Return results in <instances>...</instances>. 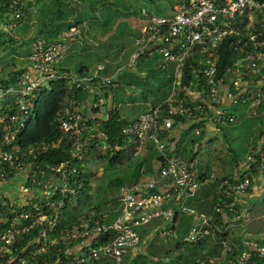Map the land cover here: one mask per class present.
I'll return each instance as SVG.
<instances>
[{
  "label": "built area",
  "instance_id": "built-area-1",
  "mask_svg": "<svg viewBox=\"0 0 264 264\" xmlns=\"http://www.w3.org/2000/svg\"><path fill=\"white\" fill-rule=\"evenodd\" d=\"M21 3L10 1L12 27L21 17ZM141 13L144 19L124 67L131 68L142 56L160 54L162 69L167 63L175 65V79L164 101H146L147 110L121 125L120 131L152 145L158 170L147 179L119 188L118 212L110 220L101 213L96 218L90 213L80 223L60 227L66 202L80 182L76 162L84 159L90 146L102 152L120 149L107 142L96 118L90 122L92 118L84 114L85 100L80 95L91 97L90 109L102 118L117 73L105 74L103 63L82 73H66L56 67L66 55L67 41L78 35L76 26L60 30L51 41L34 40L28 65L15 73L6 89H0V98L10 95L15 109L0 114V264H34L50 250L65 254L67 264H123V258L139 244L137 227L156 218L171 221L177 207L192 219L182 242L209 238L218 247L216 254H205L190 264H264V236L247 229L252 219L239 202L257 177L264 178V135L246 153L239 172L217 183V200L209 213L184 207L185 200L199 188L195 163L181 160L167 144L175 115L196 124L195 135L235 122V106L246 107L250 116L264 122V0H170L168 15L144 9ZM227 36L235 38L232 44L238 54L219 75L216 47ZM188 60L194 61L191 73L200 72L203 85L195 100L187 90L198 82L189 80L183 96L177 90ZM52 79H65L71 91L59 112V129L61 138L73 139L66 148L68 158L42 166L33 160L39 153L57 148L61 139L24 148L14 141L33 116L37 92ZM226 98L232 108L225 107ZM164 131L167 134L162 136ZM17 178L14 190L4 192L3 186ZM165 228L160 226L159 231L167 235L170 230ZM110 231L115 236L106 241Z\"/></svg>",
  "mask_w": 264,
  "mask_h": 264
},
{
  "label": "rangeland",
  "instance_id": "rangeland-1",
  "mask_svg": "<svg viewBox=\"0 0 264 264\" xmlns=\"http://www.w3.org/2000/svg\"><path fill=\"white\" fill-rule=\"evenodd\" d=\"M109 3L108 6L103 7L100 2L93 3L95 7L93 11L88 7L89 4L80 3V0H22L26 10L24 18L16 22L14 27L3 26V23H0L2 26L0 29L9 31L14 36V41H10L8 36H0V80L5 81L9 77L13 79L18 69L28 65L27 55L34 40L52 35L60 28H67L66 24L69 23L80 24L77 26L79 33L73 38L75 48L73 51L66 49V55L62 62L56 65L57 68L75 73L83 66L92 69L102 59L111 62L118 56L120 61L117 66H123L130 52L132 39L144 18L142 9L155 14L168 15L170 0H110ZM67 12L69 18L65 19ZM71 16L80 17L84 22L76 21V17ZM71 40H69L70 43L73 41ZM103 43L107 44L109 51L103 49L104 52L101 53L99 47ZM156 55L146 61L143 59L149 56L139 58L131 67L134 70L122 67V73L118 76L115 88L116 105L121 118L129 119L138 113L145 112L146 101L163 97L167 94L166 90L170 91L174 79L169 77L166 67L173 66V63H167L164 70L161 68V55ZM24 64L26 65L23 66ZM142 73L145 75L143 76ZM130 77L135 79L133 83L127 81ZM125 89H128V92H125ZM236 110V112L241 110L238 119L232 124L217 129L216 136L210 141L200 137L191 144L190 139L186 140V151L179 158L189 162L190 157H194L197 176L205 172L212 178V173L218 176L228 173L231 169L232 157L238 159L241 168L246 153L258 141V134L264 131V122L250 116L244 109ZM190 132L193 136L195 135L194 129ZM138 148V153L134 154L135 150L131 153V160L124 157L122 162L114 164L113 168L108 166L105 159L98 158V154H102L98 151L91 154L84 162V170L89 174L90 186L84 201L89 204V207L100 205V213L105 218H113L118 211L119 187L115 185V181L125 179V185L131 183L133 164L138 158L148 156L152 169L156 170L158 167L154 151L139 142L134 149ZM150 174L146 173L147 176L144 174L140 179H147L152 175ZM202 192L203 185L200 188V193ZM84 201L80 204L74 202L70 207H79L84 204ZM184 207L189 208L187 203ZM248 212L252 220L255 217L254 221H250L255 226L250 227L248 223L247 229L250 232H259V236H263L260 235L261 232L264 233L263 197H258ZM189 217L190 215L183 211L175 222L161 221L160 223L159 221L156 225L158 219H155L137 227L140 240L135 252H141L144 264H188L206 254V249L199 248L197 243L182 242L186 234L182 228L183 223L187 222ZM169 224H172L174 228L171 229ZM159 225L165 226V230L169 228L170 232L167 235L162 234L156 229ZM132 253L134 251L126 255L129 256V260L132 258Z\"/></svg>",
  "mask_w": 264,
  "mask_h": 264
},
{
  "label": "trees",
  "instance_id": "trees-1",
  "mask_svg": "<svg viewBox=\"0 0 264 264\" xmlns=\"http://www.w3.org/2000/svg\"><path fill=\"white\" fill-rule=\"evenodd\" d=\"M10 1L11 0H0V20H3V19L5 20V21H0V22H2L3 25H7V27L12 22L11 19L9 18V12L11 10ZM109 1L110 0H80V3L89 4L88 7H90V9L92 8V10L94 11L95 7L93 3L100 2L101 7H103L104 5L108 6L110 4ZM25 14H26V10L24 6L22 5L21 17L17 19L16 22L22 20ZM67 17H68V12H67V16L65 19H67ZM71 17H76V16H71ZM76 21H82V23L84 22V20H82L80 17L79 18L76 17ZM66 25H67L66 26L67 28H69L70 26H76V27L80 26V24L78 23H74V24L69 23ZM67 28H60V30L67 29ZM60 30L55 31L52 35L42 36L40 37V39L44 41H51L56 38ZM136 34H137V31L135 35ZM0 36H8L10 41H14V36L11 34V32L9 33V31L0 29ZM234 39H235L234 37L227 36L216 47L217 60L215 61V66L217 68V72L219 75L223 74L226 68L231 66L234 63V59L238 54L233 49L232 41ZM194 65H195L194 61L188 60L184 63L181 69V75L179 78V83L177 85V90L180 96H183L184 93L186 92L185 87L188 86L189 80H194L198 82L197 86L191 87L190 89L194 90L195 88L196 90H200L201 88H203V85H200V79H201L200 72H198L197 74L191 73V67ZM88 70H89L88 67L83 66L78 70V73L88 72ZM62 72L70 73V71L68 70H63ZM11 78L12 77H9L8 80H5V81L0 80V87L3 89H6L13 82V79ZM170 78L175 79V76L174 75L173 77L170 76ZM172 87L170 91L166 90L167 94H165L163 97L152 100V102L154 104H157L159 102L164 101L168 97L167 95L171 93ZM70 94H71V91L68 88V85L65 79L49 80L37 92V95L34 100L33 116L25 123V126L23 127V129H21V131H19V133L16 135L14 143L20 146L21 148H24V147H29L31 145H35L36 143L40 141L52 142L58 139H61V141H60V145L57 148H50L44 152L39 153L37 158L33 160L35 163H39L40 165L44 166L46 164L59 163L63 161L64 159L68 158L67 150H63L62 148L65 139L61 138L60 136L61 133L59 129V125H60L59 112L61 111L65 103L66 97L69 96ZM81 94L83 93H80V95ZM238 108H240V106L233 107L234 113L236 114L237 119L239 117V111L236 112L237 111L236 109ZM14 110L15 109L13 108V99L10 95L0 98V114L11 113ZM173 118H174L173 126L178 123L185 122L184 116L175 115L173 116ZM97 120H99V124H100L99 128L103 130L104 132H106L107 142L112 147L115 144H117L120 147V149L115 150V151L112 150V151L102 152L96 149H92L93 147L90 146L88 151L84 154V159L82 161L76 162L78 164V168L80 171V182L78 185H76L77 192L71 195L70 200L66 202V208L64 209L63 218L60 224V227H63V228H67L73 223H80L82 222V220L87 219L91 211H94L93 213L95 215L94 218H96L98 213H100L101 211L100 205L96 204V206L89 207V204L85 203L84 201V199L87 198V193H88V190L90 189L89 180H88L89 174H87L84 170V162L90 157V155L94 154V152H97V151L102 153V154H98V158L105 159L107 161L108 166H112L113 168L114 164L121 163L124 157L127 160H131V153H133V151L135 150L134 147L137 143L136 139L133 138L134 139L133 142H130L129 139H132V138H129L128 136L123 135L120 131L121 125L125 124L128 121L125 118L120 117L119 112L116 107H107V113L104 115V118L97 119ZM195 125L196 124L190 125V127L187 130L188 131L192 130L193 127H195ZM220 128H223V127H220ZM204 132L205 131H201L198 135H194L193 139H190V143L194 144L197 141V138H200L203 136ZM166 134H167L166 131L162 132V136H165ZM262 134L264 135V131L260 132L257 137L260 138ZM0 141H1V125H0ZM147 143L149 144L148 146L149 149L155 152L152 145L149 142ZM185 151H186V147L182 149L181 153L183 154ZM154 154H155L154 156H156V159L158 160L157 154L156 153ZM193 159L194 157H190L189 162L192 161ZM230 160L232 161V163L238 162L237 161L238 159L235 157H232ZM156 170H158V168ZM156 170L152 169L150 165V159L148 156L138 158V160L133 164V171L131 173L133 175L132 181L128 185L141 181L140 178L144 174L145 176H147L146 173L154 174ZM231 177L232 176H230L229 172L223 173L221 176H218V175L212 176V178L208 176L205 172L200 173V175H198V178H197V181L199 182V188H198L199 190L195 193L194 196L187 198L184 202V205L187 203V205L190 208H193L197 212H200V213L212 212L214 203L217 200V193H216L217 183L221 179L231 178ZM115 185L119 188L122 186H128V185H125V179L116 180ZM202 185H203V192L200 193V188L202 187ZM82 201H84L83 205L79 207L77 206L70 207L72 203L77 202L78 204H80ZM177 208H175L174 215L171 219L172 222H175L178 219L179 214L183 212ZM110 219L111 218H106V220H110ZM156 219H158V221L156 222V225L159 224V221L160 223L161 221H164L161 218H156ZM191 221L192 219L190 216L189 220L183 223L184 227L182 228L184 229V233L188 232ZM169 226L171 229L174 228L172 224H169ZM159 227L160 225L156 227L158 231H159ZM114 236H115V233L113 231L108 232L106 241L112 240ZM20 242L22 243L24 241L21 240ZM211 242H212L211 239L204 238V239H201L200 242H198L197 244L199 248L206 249V254L214 255L218 252V247L214 246ZM177 246H179V243H177ZM58 257H59V260L57 261L56 264H67L68 262L67 256H65V254L63 253L57 252V250H50V251H47L45 254L40 255L37 259V262L34 264H54V262L56 261V258ZM142 257L143 255L141 254V252L134 251V253H132V258L130 260H129V256H126L124 258L123 264H144ZM193 261L189 262L188 264L192 263ZM13 264H16V263H13ZM85 264H89V263H85Z\"/></svg>",
  "mask_w": 264,
  "mask_h": 264
},
{
  "label": "crops",
  "instance_id": "crops-1",
  "mask_svg": "<svg viewBox=\"0 0 264 264\" xmlns=\"http://www.w3.org/2000/svg\"><path fill=\"white\" fill-rule=\"evenodd\" d=\"M150 1H152V0H150ZM145 10V9H144ZM144 17V16H143ZM69 18V17H68ZM144 19V18H143ZM143 19H142V21H141V23L139 24V26L142 24V22H143ZM0 21H5L4 19L3 20H0ZM1 23V22H0ZM4 26V25H3ZM138 26V27H139ZM1 28H2V26H0ZM73 40V39H72ZM71 40V41H72ZM69 42V43H68ZM100 44H102V43H100ZM71 45V46H70ZM75 43H74V40L72 41V43H70V41L68 40L67 41V48H69V49H72V51H73V49L75 48ZM99 47V46H98ZM102 47V48H101ZM30 48H31V46H30ZM30 48H29V51H30ZM103 49L104 50H107V51H109V48L107 47V44L106 43H103V45H101L100 47H99V51L101 52V53H103L104 51H103ZM132 49H133V39H132V44H131V48H130V52L132 51ZM29 51H28V53H29ZM130 52H129V54H130ZM129 54H128V56H126V62H124V64H123V66H117L118 65V63H119V61H120V56H118L117 57V59L116 60H114V61H111V62H108L107 60H104V59H102L100 62H98L97 64H96V66L98 65V64H101V63H103L104 65H105V68H104V73L105 74H108V75H115L116 73H117V80H118V76L122 73V67H124L125 66V64L127 63V61H128V57H129ZM154 55H156V54H154ZM154 55H151V56H149L148 58H145V59H143V60H145L146 61V59H149V58H152ZM157 56V55H156ZM119 58V59H118ZM122 58L124 59V57H123V55H122ZM160 63V62H159ZM172 64V63H171ZM26 64H24L23 66H25ZM22 66V67H23ZM95 66V67H96ZM94 67V68H95ZM116 67V68H115ZM94 68H92V69H90L89 68V70L88 71H91V70H94ZM166 69H168V73H169V77L170 76H172L173 77V75H174V70H175V66H174V64H173V66L172 65H168L167 67H166ZM62 70H67V69H62ZM131 70H134L133 68H131ZM165 70V69H164ZM68 71H70V70H68ZM70 73H73V72H71L70 71ZM75 73H78V72H75ZM143 74V76L145 75L144 73H142ZM117 80H116V83H115V85L109 90V93H108V95H107V97H106V100H107V106L108 107H116L117 108V105H116V86H117ZM129 83H133L134 81H135V79L133 78V77H130V78H128V80H127ZM173 81V80H172ZM129 86H131V85H129ZM132 87V86H131ZM125 92H128V89H125L124 90ZM187 92H188V96L192 99V100H195L198 96H199V92H200V90H196L195 88H194V90L193 89H189V90H187ZM169 95V94H168ZM167 95V96H168ZM81 96H82V98L85 100V104H84V107H83V110H84V114H86L87 116H89L90 118H92V120H91V122H93V119L94 118H96V119H94L95 121L97 120V118L98 119H101V116H96L95 115V113H93V111L90 109V102H91V97H87V94L86 93H83V94H81ZM198 99H200V97L198 98ZM225 107L226 108H232V107H230L229 105H227V102H228V99L226 98L225 99ZM145 104H146V102H145ZM146 107H147V105H146ZM239 110L240 109H244V111L246 110L247 111V108L246 107H243V108H238ZM117 110H118V108H117ZM146 110H147V108H146ZM145 110V111H146ZM241 111V110H240ZM239 111V112H240ZM119 112V111H118ZM141 113H143V112H141ZM141 113H138V114H136L134 117H132V118H129V119H126L127 121H129V120H132V119H134V118H136L139 114H141ZM247 113H248V111H247ZM249 114V113H248ZM241 114L239 113V116H240ZM244 115V114H243ZM102 118H104V116L102 117ZM98 122H99V120H97ZM262 123H263V121H261ZM190 122H184V123H178V124H176V125H174L171 129H170V131H169V136H168V140H167V144H168V146L169 147H171L172 149H173V151L176 153V155H179V156H181L182 155V149L184 148V147H186L185 146V144H186V140L187 139H193V135L191 134V132L190 131H188L187 129L189 128V126H190ZM217 129H208L207 131H205L204 133H203V136H202V138H204V140H207V141H210V139L212 138V137H215L216 136V133H217ZM190 135V136H189ZM188 136H189V138H188ZM133 140L134 139H129V141L130 142H133ZM137 142H139V143H144L146 146H149V144L146 142V141H139V140H136ZM254 146V145H253ZM252 146V147H253ZM139 148L138 149H135V151H134V154H136V153H138L139 151ZM155 158H156V156H155ZM194 160V159H193ZM239 162V161H238ZM238 162H233L231 165H230V168L231 169H229V173H230V176H233L235 173H238L239 172V170H240V165H239V163ZM216 174L215 173H212V176H215ZM19 183V179L17 178V179H14L13 181H10V182H8L6 185H4L3 186V191L4 192H11L12 190H14V187L15 186H17V184ZM263 188H264V178H262V177H257L255 180H254V182H253V184H252V188L249 190V192H247V193H245L244 195H241L240 196V199H239V202H240V205H241V207L244 209V210H248V211H250V208L253 206V204H254V202H255V200L258 198V197H263ZM258 196V197H257ZM255 220V217H254V219L252 220V221H254ZM254 224H253V222H251L250 223V227L251 226H253ZM255 226V225H254ZM252 232V231H251ZM253 234H257V235H259L258 233L259 232H252ZM260 235H263L264 236V233L263 232H261V234ZM212 243V242H211ZM108 264H110V261H106Z\"/></svg>",
  "mask_w": 264,
  "mask_h": 264
},
{
  "label": "water",
  "instance_id": "water-1",
  "mask_svg": "<svg viewBox=\"0 0 264 264\" xmlns=\"http://www.w3.org/2000/svg\"><path fill=\"white\" fill-rule=\"evenodd\" d=\"M73 139V136L69 137L68 139H66L63 143V150H66L67 145L70 143V141Z\"/></svg>",
  "mask_w": 264,
  "mask_h": 264
}]
</instances>
